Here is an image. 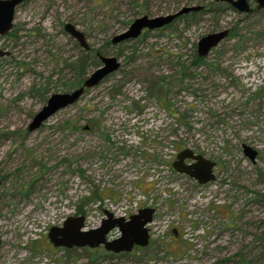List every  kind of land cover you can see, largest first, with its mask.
Here are the masks:
<instances>
[{"label":"rangeland","instance_id":"1","mask_svg":"<svg viewBox=\"0 0 264 264\" xmlns=\"http://www.w3.org/2000/svg\"><path fill=\"white\" fill-rule=\"evenodd\" d=\"M211 1L28 0L18 6L17 40L0 39V48L10 51L0 57V264H264V9L205 13L198 22L154 30L136 44L138 63L125 65L133 41L111 43L141 15ZM66 22L83 30L90 46L108 55L122 51L123 67L28 132L44 104L30 88H45L47 96L69 91L65 63L82 50L63 30ZM218 28H237L243 41H224L207 58L213 69H198L187 89L179 91L175 82L169 105L146 97L141 78L151 64L145 62L179 78L178 65L193 62L199 39ZM177 110L185 113L181 122L171 114ZM243 143L259 150L255 163ZM186 147L217 161L214 181L201 185L174 169ZM79 206L88 228L101 223L105 210L128 219L140 208H156L150 244L119 256L53 246L49 228L78 215Z\"/></svg>","mask_w":264,"mask_h":264},{"label":"water","instance_id":"2","mask_svg":"<svg viewBox=\"0 0 264 264\" xmlns=\"http://www.w3.org/2000/svg\"><path fill=\"white\" fill-rule=\"evenodd\" d=\"M229 2L241 13L251 11L248 0H224ZM22 0H0V35L7 34L12 28L16 6ZM258 8L264 7V0H257ZM203 9L202 5H186L179 10L163 15L144 14L134 19L122 32L112 37V43L117 44L126 40L136 39L146 30H155L172 23L177 17L191 11ZM65 31L80 45L89 50L90 44L83 30L74 24L66 22ZM229 35V29L208 33L199 39L198 53L206 56L219 46ZM8 54L0 49V56ZM101 65L93 70L85 79L82 86L66 92H55L48 96L46 102L35 112L27 129L32 132L42 126L52 115L59 110L78 102L87 92L103 82L107 77L117 72L122 63L116 55H103L98 53ZM244 153L253 162H256L258 151L246 143L243 144ZM187 160H192L187 163ZM174 169L195 179L204 185L216 179L215 168L217 162L205 155L196 152L190 147L182 149L173 162ZM1 185V178H0ZM156 209L151 206L143 207L128 219L125 216H115L112 211L105 210L104 217L98 226L88 228L87 216L84 214L70 215L65 218L61 225H53L49 228L48 239L55 247L73 248L89 247L97 248L104 246L106 250L115 253L130 252L135 246L146 247L150 244L151 235L149 225L154 220ZM118 230L120 235L111 239L109 235L113 230ZM1 240V237H0Z\"/></svg>","mask_w":264,"mask_h":264},{"label":"trees","instance_id":"3","mask_svg":"<svg viewBox=\"0 0 264 264\" xmlns=\"http://www.w3.org/2000/svg\"><path fill=\"white\" fill-rule=\"evenodd\" d=\"M199 3H201V2H198V4ZM187 4L188 5H194L195 2H189ZM209 6L212 8L215 5L213 2H211L209 4ZM223 8H224V5L221 4L216 8L217 11H214V12L205 11V10L191 11L189 13H185V14H182L181 16L177 17L172 23L165 25L162 28L155 29V30L162 31L164 29L170 28L174 25V22L179 21V20H186L189 23L198 22L201 20L202 16L205 13L217 14V12L223 10ZM130 23L131 22L128 21L125 23V25H130ZM152 31H154V30H146L143 32V34L141 36H139L136 39H130V40H126V41L117 43V44H124V43L132 42V41L134 42L132 45L133 49H132L131 54L126 56L125 65L126 64H132V63H138V59L140 58V55L138 53L139 48L136 44L138 42H140L141 40H143L146 36H148V34L151 33ZM258 33H260V32H257V34ZM10 34H11V32L8 35H10ZM85 35H87V34L85 33ZM233 37H237L239 43L241 41H243V36H242V34L239 33L237 28L231 30V32H230V34L226 40H228L229 38H233ZM109 43L110 42H108V44ZM111 43H112V39H111ZM112 44H114V43H112ZM117 44H115V45H117ZM81 50H82V53L78 57H76L75 59L65 63L66 64L65 66L69 67V70L72 72V77L66 84L67 88H68L67 90H69V91L74 89V88H78V87L82 86L85 79L88 76V71L91 68H94V67L97 68L101 65V60H100L98 53H101L103 55H108V53L105 50H101L99 48H94L92 46L90 47L89 50H85L83 48H81ZM121 53H122V51L117 52L116 56L120 57ZM145 56L151 57V56H156V55L148 53ZM159 59H162V58L159 57ZM148 61L145 63H149L151 65H149L146 68L144 77L141 78V80H143L145 83H147L146 84L147 86L145 88L146 94H147L146 97L157 100L160 103L165 101L167 103V105H169L168 103L172 99H174L173 88H174L175 82H176V85L179 86V91L185 90L188 88L187 87L188 83L186 82V79H189V80L192 78L194 79L197 75L196 71L198 69H200L204 65L213 68L212 63H207L206 61H204V59H202L201 57H198V55H195L193 62H191L190 64L187 65L183 62L182 64L178 65L179 69H178L177 76H179V78L178 77L175 78L174 75H171V74H164V73L160 74L158 70H154V68H153L157 62H155V61H149L148 62ZM122 67H123V65L121 66V68L118 71H120L122 69ZM115 73H113L112 75H114ZM198 73H200V72H198ZM112 75H110V76H112ZM32 91L40 93V95L43 97V102L45 103V101L48 97L46 95L47 92H45V88L43 91V90H41V88H35V86H32L30 88V92L32 93ZM117 92L120 93L121 89L119 88ZM171 114L173 115V117L176 118V120L178 122H181L186 117L185 113L181 112L179 110H177V111H175V113H171ZM176 131H177V129L175 128L173 135H176V133H177ZM174 142H176V141H174ZM76 214L86 215V211L84 210L83 206H79L78 209H76ZM126 254H129V252H123L120 254H114V253L108 252V253H106L105 256H119V255H126Z\"/></svg>","mask_w":264,"mask_h":264},{"label":"flooded vegetation","instance_id":"4","mask_svg":"<svg viewBox=\"0 0 264 264\" xmlns=\"http://www.w3.org/2000/svg\"><path fill=\"white\" fill-rule=\"evenodd\" d=\"M28 0H22V2L21 3H19L17 6H16V8H15V12H14V19H15V14H16V10H17V8H18V6H20L21 4H23V3H25V2H27ZM252 1H255L256 2V7L254 8L252 5H251V3H252ZM211 2H213L214 3V7H210V6H205L204 4H202V3H196V4H194V5H202L203 6V9H201V10H205V11H212V12H214V11H217V7L219 6V5H224V8H223V10H221V11H218L217 12V14H219V13H222L223 11H225V10H229V9H232V10H235V11H237V12H239L237 9H235L229 2H227V1H224V0H212ZM248 2H249V4H250V6H251V13H253L254 11H257V10H262V9H264V7L263 8H258V3H257V0H248ZM201 10H199V11H201ZM249 12V13H250ZM239 13H241V12H239ZM14 19H13V23H12V28L10 29V31L7 33V34H5V35H0V39L2 38V37H4V38H7V37H9L10 39H12L13 41H16L17 40V36H18V34H17V28H16V26H14ZM64 25L65 24H63V30L65 31V29H64ZM222 29H224V28H218V29H216V30H214V31H212V32H215V31H219V30H222ZM229 29V34H230V32H231V29L230 28H228ZM11 32V34L10 35H8L9 33ZM29 32H31V31H29ZM66 32V31H65ZM67 33V32H66ZM211 33V32H210ZM31 35H34L33 33H30ZM68 34V33H67ZM69 35V34H68ZM70 36V35H69ZM229 36V35H228ZM71 37V36H70ZM228 38V37H227ZM226 38V39H227ZM74 39V38H73ZM225 39V40H226ZM224 40V41H225ZM74 41L76 42V44H78L81 48H83L81 45H80V43L78 42V41H76L75 39H74ZM223 41V42H224ZM222 42V43H223ZM221 43V44H222ZM220 44V45H221ZM219 45V46H220ZM219 46H217L216 48H218ZM216 48H214V49H212L210 52H209V54L208 55H206V56H201V55H199V53H198V45H197V54L196 55H198V57H201L202 59H204V61H207V58L210 56V54L216 49ZM1 50H5V51H7L8 52V54H6V55H9L10 54V51H8V50H6V49H2V48H0ZM83 49H85V48H83ZM85 50H87V49H85ZM6 55H3V56H6ZM0 57H2V56H0ZM194 58H195V56H194ZM206 66V65H205ZM209 67V66H208ZM211 69H213L212 67H211ZM48 98V97H47ZM46 102V101H45ZM33 117V116H32ZM28 130V129H27ZM29 132V131H28ZM244 144V143H243ZM243 144H242V150H243V152H244V147H243ZM249 145V144H248ZM253 147V146H252ZM256 149V148H255ZM257 151H258V156H259V150L258 149H256ZM244 155H245V153H244ZM247 158H249L247 155H245ZM258 156H257V158H258ZM209 158V157H208ZM211 159V158H210ZM250 159V158H249ZM251 160V159H250ZM257 160V159H256ZM187 163H191L192 162V160H187L186 161ZM217 162V161H216ZM251 162L252 163H255V162H253L252 160H251ZM216 174V173H215ZM1 178V185H2V183H3V178L2 177H0ZM0 185V186H1ZM156 209V208H155ZM113 212V211H112ZM156 213V212H155ZM113 214L115 215V216H117L114 212H113ZM106 215V214H105ZM150 228V227H149ZM151 229V228H150ZM151 231V230H150ZM120 235V233L118 232V230H113L112 231V233L109 235V238H111V239H114V238H117L118 236ZM150 235H151V233H150ZM151 241V240H150ZM64 248V247H63ZM97 248H102V249H104L105 251H106V253H114V254H120V253H123V252H120V253H115V252H112V251H108V250H106V248L104 247V246H100V247H97ZM140 248H142L141 246H135L134 248H133V250H135V249H140ZM132 250V251H133ZM132 251H130V252H132ZM129 252V253H130Z\"/></svg>","mask_w":264,"mask_h":264}]
</instances>
